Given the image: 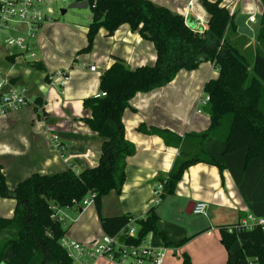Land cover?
Listing matches in <instances>:
<instances>
[{"label": "crops", "instance_id": "obj_1", "mask_svg": "<svg viewBox=\"0 0 264 264\" xmlns=\"http://www.w3.org/2000/svg\"><path fill=\"white\" fill-rule=\"evenodd\" d=\"M151 1L183 15L194 31L205 32L208 28L210 15L204 0ZM220 1L229 5L228 8L224 6L234 16L235 24L237 18L244 15L251 27L250 16L254 15L256 21L253 23H257L264 15V0ZM242 9L247 14H241ZM44 24L36 41L39 57L36 53L35 62L15 52L3 55L0 46V72L10 79L19 78L17 83L27 90L29 97L33 94L32 104L0 115V163L11 190L34 173L54 174L70 166L81 171L95 166L101 155L103 138L82 120L90 116V111L83 106L84 99L100 92V76L114 62V57L124 59L131 69L153 65L157 58L153 42L127 23L111 36L101 28L89 52H81L88 43V26L81 32L72 30L73 40L68 44V41L47 34L52 23ZM77 33L79 40L74 41ZM39 62L45 68L43 71L30 67ZM91 66H96L97 70L91 71ZM59 71H70L71 80L65 87L54 81ZM217 76L218 69L213 63L203 62L196 69L180 70L165 86L137 93L130 100L131 107L125 110L123 123L125 136L135 145L136 152L127 158L122 190L120 193L112 190L103 196L100 213L94 201L88 205L81 202L79 207L61 208L59 214L68 238L91 244L104 234L100 216L145 217L155 206L158 228L164 238L150 233L148 242L152 247L165 250V264H184L185 254L193 264H227L229 258L235 259L244 241L237 240L228 250L221 241L220 227L238 223L250 215L264 219L263 160L254 158L246 164V149L225 154V143L209 137L205 147L225 165L224 170L204 162L190 166L178 181L175 192L165 195L155 205V187L167 181L180 150L167 145L159 135L138 129L143 124L167 128L182 137L189 132L208 129L210 116L206 106L199 107L200 99L206 94V82ZM36 98L41 99V104H37ZM54 137L61 148L57 147ZM200 201L208 204L206 215L187 212L190 203ZM15 206L14 197L0 195V216H13ZM16 234L15 229H1L0 246ZM12 256L13 248L9 246L2 264ZM100 264L115 263L101 259ZM237 264L259 262L255 256L247 255Z\"/></svg>", "mask_w": 264, "mask_h": 264}, {"label": "trees", "instance_id": "obj_2", "mask_svg": "<svg viewBox=\"0 0 264 264\" xmlns=\"http://www.w3.org/2000/svg\"><path fill=\"white\" fill-rule=\"evenodd\" d=\"M86 1L91 19L87 27L88 43L81 52L91 51L101 28L111 36L127 23L153 42L156 62L131 69L124 59L114 57V62L100 76L99 93L106 92V95L96 94L84 99L83 106L90 111V116L82 120L103 138L101 155L95 166L81 171L70 166L54 174L34 173L11 190L0 163V195L16 199L14 215L0 216V230L17 231L14 238L1 244L0 264L9 246L13 248V256L6 264H71L61 245L66 229L61 220L53 217V205L79 207L82 200L92 194L100 213L103 196L112 190L121 192L127 158L136 152L135 145L125 136L123 114L131 107L130 100L137 93L165 86L182 69L193 70L209 61L218 69V76L208 80L204 87L210 98L205 107L210 116L208 129L189 132L182 137L167 128L144 124L138 127L142 132L159 135L167 145L180 150L164 184L162 198L175 192L183 173L192 165L204 162L224 170L225 165L205 147L209 137L225 143V154L246 149V164L254 158L264 162V15L251 65L228 40V31H237V26L234 16L220 0H204L210 15L205 32L194 31L183 15L151 0ZM33 66L45 69L40 62ZM46 78L49 79V75ZM18 80L12 78L16 83ZM36 102L41 104V99L36 98ZM131 217L125 214L100 216L104 233L115 235ZM158 219L155 206L145 217L138 218L140 229L134 241L138 243L150 233L164 238L158 228ZM238 223L220 227L221 241L228 250L237 240L244 241L235 259L229 258L227 264H237L247 255L255 256L259 264H264V230L260 226L237 230ZM184 264H193L187 254Z\"/></svg>", "mask_w": 264, "mask_h": 264}, {"label": "built area", "instance_id": "obj_3", "mask_svg": "<svg viewBox=\"0 0 264 264\" xmlns=\"http://www.w3.org/2000/svg\"><path fill=\"white\" fill-rule=\"evenodd\" d=\"M53 2L54 0H0V46L17 47L20 53H15L23 56L25 52L32 51V43H29L24 32L27 30L32 38L36 36L41 26L50 21L49 14L54 12ZM248 19L249 22L256 21L254 15ZM30 55L36 58V52L32 51ZM90 69L96 71L97 67L91 66ZM70 80V71H59L54 78V81L62 87L67 86ZM100 94L105 96L106 92L97 95ZM209 99V96L205 94L200 99V106H206ZM32 103L33 100L24 87L0 72V115ZM198 111L201 112V109ZM54 141L58 148L62 147L57 137H54ZM164 184L165 182H159L155 187V205L162 200ZM92 201L94 197L89 194L82 200V205H88ZM52 208L55 210L53 217L63 221L62 215L59 214L61 208L56 205ZM207 209L208 204L200 201L195 204L192 212L196 215H206ZM138 218L140 217H131L127 225L118 233L115 235L104 233L98 241L91 244L70 239L64 234L61 245L71 259V264H100L101 259L115 264H165V250L149 245L148 236L138 243L134 241L140 229L137 223ZM256 226L264 230V219H257L250 215L240 220L236 228L237 230L253 229Z\"/></svg>", "mask_w": 264, "mask_h": 264}, {"label": "rangeland", "instance_id": "obj_4", "mask_svg": "<svg viewBox=\"0 0 264 264\" xmlns=\"http://www.w3.org/2000/svg\"><path fill=\"white\" fill-rule=\"evenodd\" d=\"M72 1L73 0H54V2L52 3V8L54 9V12L52 14H49L51 19L49 22H47V23L53 24L50 29V33L48 32L47 34H50L51 37H59V39L64 40V42L68 41V44L70 41L73 40V35H72L74 34L73 31H75L76 33L77 31L81 32V30L85 29L86 26H88L90 22V16H91V9L89 7L80 8V9L79 8H68ZM221 3L228 8L229 5H226V1H224V3L222 1ZM61 9H67V11L63 14L61 12ZM241 14H247V13L243 11ZM262 20H263V16H260L258 18L257 23L252 22L251 27L255 34V36L252 38L247 37L246 35L239 33L233 29L228 31L229 42L233 44L234 46H236L239 49V51L244 56H246L247 60L249 61L251 65L253 64L254 57H255V50L258 45V40L256 36L260 28L263 26ZM47 23L46 25L45 24L44 25L47 26L48 25ZM39 32H37L36 36L33 38L28 35L27 30L24 32V35L28 38L29 43H32L31 44L33 47L32 51L37 53V58L39 57V51H38L36 41L38 40L39 35H41V33L39 34ZM79 36L80 35H78V37H76L77 39H74V41L79 40ZM18 49L19 48L17 47L5 46L2 49L3 55L10 53V52L20 53L19 51L20 49L19 50ZM32 51L25 52L24 54L25 60L31 63L35 62V59L31 57L30 55ZM22 58L24 59L23 56ZM30 67H33L35 70H42V71L44 70V69H40L35 66H30ZM31 80H35V78H32ZM30 98H32L33 100V94L30 95ZM199 107L202 108L200 105Z\"/></svg>", "mask_w": 264, "mask_h": 264}, {"label": "water", "instance_id": "obj_5", "mask_svg": "<svg viewBox=\"0 0 264 264\" xmlns=\"http://www.w3.org/2000/svg\"><path fill=\"white\" fill-rule=\"evenodd\" d=\"M89 7V3L88 1H78V0H74L70 3L68 8H87ZM67 11V9H61V12L64 14ZM246 17L244 15H241L237 18L236 20V25L238 26V30L240 33L248 36V37H253L254 36V32L251 29V27L245 22ZM195 206V203H190L188 205V209L187 212L188 213H192L193 208Z\"/></svg>", "mask_w": 264, "mask_h": 264}]
</instances>
